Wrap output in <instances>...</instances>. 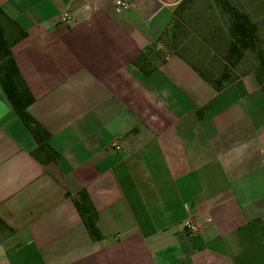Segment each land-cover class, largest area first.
I'll use <instances>...</instances> for the list:
<instances>
[{
    "label": "crops",
    "instance_id": "0c3cea01",
    "mask_svg": "<svg viewBox=\"0 0 264 264\" xmlns=\"http://www.w3.org/2000/svg\"><path fill=\"white\" fill-rule=\"evenodd\" d=\"M114 1L0 0L55 153L0 80V264H264L258 73L216 90L182 55L151 51L183 0H126L120 13ZM241 1L264 22V0ZM81 190L99 239L75 207Z\"/></svg>",
    "mask_w": 264,
    "mask_h": 264
},
{
    "label": "rangeland",
    "instance_id": "374dc122",
    "mask_svg": "<svg viewBox=\"0 0 264 264\" xmlns=\"http://www.w3.org/2000/svg\"><path fill=\"white\" fill-rule=\"evenodd\" d=\"M242 7L241 0H183L152 47L153 56L182 55L208 79L224 76L225 84L250 70L260 73L264 82V22L258 19L257 8ZM236 12L246 14L256 32L251 47L233 51L231 45L239 44L232 29Z\"/></svg>",
    "mask_w": 264,
    "mask_h": 264
},
{
    "label": "trees",
    "instance_id": "16d2710c",
    "mask_svg": "<svg viewBox=\"0 0 264 264\" xmlns=\"http://www.w3.org/2000/svg\"><path fill=\"white\" fill-rule=\"evenodd\" d=\"M235 16L236 22L234 23L232 29L235 37H237V41L239 44L235 43L231 45L233 51H237L240 46H242L243 48L251 47L256 32L255 24L251 22L246 14L236 12ZM3 19H6L12 24L16 25V23L0 9V80L2 86L13 105L16 114L30 129L31 134L38 143V149L44 152H48L47 157L53 159L55 157V153L51 151V149L50 151H48L49 147L47 144V138L49 136V133L31 116V113L29 112V106L33 101V97L30 90L25 84V81L14 58L12 52L13 42L5 34ZM261 63L264 65V57H261ZM195 68L201 73L203 77L211 82L216 90L222 89L233 81L232 80L228 84H225L224 76L219 77L215 80H210L198 67L195 66ZM144 71L148 72L147 69H144ZM258 75L259 80L264 87V82L261 74L258 73ZM74 204L90 236L93 239L101 238V233L96 226V212L90 202L88 194L84 190H81L79 192V197L74 200Z\"/></svg>",
    "mask_w": 264,
    "mask_h": 264
},
{
    "label": "built area",
    "instance_id": "2783aa9c",
    "mask_svg": "<svg viewBox=\"0 0 264 264\" xmlns=\"http://www.w3.org/2000/svg\"><path fill=\"white\" fill-rule=\"evenodd\" d=\"M114 8L116 12L120 13L129 8V3L126 0H115ZM58 20L62 23H69L73 20V16L70 12L65 11L60 14ZM110 147L119 150L121 149V144L118 141H112ZM182 224L191 233H196L198 231V227L189 219L184 220Z\"/></svg>",
    "mask_w": 264,
    "mask_h": 264
}]
</instances>
